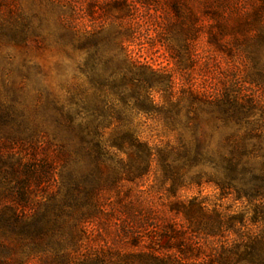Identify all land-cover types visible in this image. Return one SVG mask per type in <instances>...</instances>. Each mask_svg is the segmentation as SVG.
Segmentation results:
<instances>
[{
	"label": "rangeland",
	"instance_id": "rangeland-1",
	"mask_svg": "<svg viewBox=\"0 0 264 264\" xmlns=\"http://www.w3.org/2000/svg\"><path fill=\"white\" fill-rule=\"evenodd\" d=\"M113 73L117 84L125 75L142 82L145 111L133 106L124 115L142 140L161 147L177 146L180 137L201 142V160L178 174L200 176L202 183L190 186L187 181L171 197L156 165L139 181H123L120 189L106 194L111 214L97 243L113 245L126 221L134 232L136 210L150 212L157 221L182 224V217L170 214V205L194 198L210 213L217 208L223 215L241 217L237 227L243 223L246 236L264 233V189L251 199L243 192L251 188L248 184L238 182L223 194L209 183L224 176L221 157L230 156L233 144L244 145L240 160L245 178L264 176V0H0L1 146L37 143L49 155L59 153L61 146L77 149L72 154L77 164L71 167L80 176L90 170L108 176L109 163L88 166L64 117L72 104L80 121L86 113L80 107L101 101ZM188 88L211 99L228 96L233 115L197 106L190 120L186 109L179 117L170 111L172 121L170 94L175 99ZM113 106L122 108L116 97ZM114 129L106 131V140L116 135ZM114 155L127 162L125 153ZM7 165L0 163L3 181ZM10 195V186L0 183V203ZM129 205L133 219L122 208ZM224 235L229 243L237 238L235 232ZM129 242L115 243L122 251H133ZM23 247L0 227V264H39Z\"/></svg>",
	"mask_w": 264,
	"mask_h": 264
},
{
	"label": "trees",
	"instance_id": "trees-1",
	"mask_svg": "<svg viewBox=\"0 0 264 264\" xmlns=\"http://www.w3.org/2000/svg\"><path fill=\"white\" fill-rule=\"evenodd\" d=\"M117 78L113 73L101 101H96L95 106L80 107L79 110L86 113L77 121L78 125L77 115L72 114V104L66 108L67 117H64V126L77 140L78 149L85 152L88 166L94 164L100 168L101 164L109 163L111 173L101 177L95 170H90L80 176L76 168L71 167L77 164L72 155L77 149L74 152L61 146L59 153L49 155L42 153L45 151L42 144L30 143L27 148L20 142H15L18 147L5 148L0 144V160H3L0 163H8V168L2 171L4 181L0 178V183H7L11 194L0 203V227H6L17 237L24 246V253L39 264H264V233L246 236L242 231L245 225L242 223L237 227L242 222L241 217L223 215L217 208L210 213L198 198L187 203H171L170 214L182 217V224L157 221L150 212L136 210L135 231L132 232L131 226L127 228L129 222L126 221L116 236L118 240H114L118 245L123 239L130 240L133 251H122L115 242L112 245L105 241L103 246L97 243L98 237L105 232L106 215L111 214L106 194L120 189L123 181H139L156 165L164 173L162 181L169 186L171 197L187 186V181L190 186L202 183L200 176L185 178L178 174L185 167L192 170L198 164L194 161L201 160L205 150L201 142L180 137L177 146L161 147L142 140L132 122L124 116L133 112V106L138 111H145L141 102L142 82L135 76L125 75L117 84ZM167 88L171 90L169 86ZM170 95L171 104L167 109L172 121L170 111L175 110L179 117L186 109L190 120L189 114L196 111L197 106L233 115L228 96L211 99L189 88L175 99L173 94ZM114 97L121 102V109L113 106ZM113 125L116 135L106 140V131ZM231 147L230 156L221 157L220 168L224 176L209 183L223 194L235 189L233 184L238 182L244 186L248 184L251 188L243 192L247 198L254 199L264 189V176L253 177L249 182L245 178L246 167L240 160L244 145L233 144ZM117 152L128 155L127 162L115 158ZM58 172L60 179H57ZM238 176L243 178L237 179ZM238 194L242 195V191ZM122 208L129 210V219L134 218L130 205ZM88 225L93 228L89 229ZM225 232H235L237 238L229 243L227 238L223 240Z\"/></svg>",
	"mask_w": 264,
	"mask_h": 264
}]
</instances>
